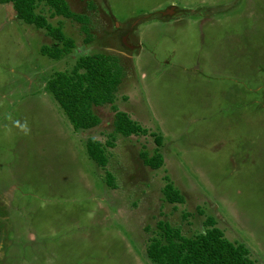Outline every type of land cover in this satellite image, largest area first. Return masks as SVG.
<instances>
[{
    "label": "rangeland",
    "instance_id": "rangeland-1",
    "mask_svg": "<svg viewBox=\"0 0 264 264\" xmlns=\"http://www.w3.org/2000/svg\"><path fill=\"white\" fill-rule=\"evenodd\" d=\"M65 1L91 40L73 18H49L74 44L56 62L39 53L51 44L44 32L0 4V264H150L158 221L193 237L206 217L264 264V0ZM169 6L178 15L164 19ZM129 25L121 39L114 28ZM95 53L119 61L115 108L146 130L114 135L103 169L84 142L109 139L110 106L92 108L98 126L74 132L44 88ZM152 134L156 170L139 157L155 148ZM167 182L181 203L164 200Z\"/></svg>",
    "mask_w": 264,
    "mask_h": 264
},
{
    "label": "trees",
    "instance_id": "trees-1",
    "mask_svg": "<svg viewBox=\"0 0 264 264\" xmlns=\"http://www.w3.org/2000/svg\"><path fill=\"white\" fill-rule=\"evenodd\" d=\"M0 4L11 6L15 20L44 32L51 40V44L42 45L39 53L51 62L59 61L69 54L74 44L72 39L65 36L62 27L53 26L48 21L49 18H73L86 33L83 42L89 43L91 40L87 22L82 23L84 17L72 12L65 0H0ZM44 9L48 16L43 14ZM123 76V68L116 57L95 53L76 58L69 71H53L44 86L74 132L81 133L98 126L100 120L92 108L110 106L113 116L109 139L101 143L93 138H87L84 142L89 160L100 169L105 168L107 164L105 150L114 147V135L127 138L131 135L146 134V130L132 121L125 112L115 108L116 91ZM152 137L155 148L151 155L147 156L141 152L139 157L146 167L156 170L161 167L163 157L157 150L160 146V137L154 135ZM104 178V184L112 187V175L105 172ZM162 194L169 204L183 201L182 196L170 182L164 184ZM202 225L204 227L202 232L193 237H185L178 228L170 227L165 221H158L155 224L157 234L148 240L145 247L146 259L150 264H256L250 258L246 246L227 240L211 217H206Z\"/></svg>",
    "mask_w": 264,
    "mask_h": 264
},
{
    "label": "flooded vegetation",
    "instance_id": "flooded-vegetation-1",
    "mask_svg": "<svg viewBox=\"0 0 264 264\" xmlns=\"http://www.w3.org/2000/svg\"><path fill=\"white\" fill-rule=\"evenodd\" d=\"M170 7H172V6H169L167 9H169ZM167 9H165V10H167ZM176 15H178V12H177V10L175 8H173V11H172L171 15L169 16V18L176 17ZM165 18H168V16H165ZM121 28H123V27H121ZM121 28L118 27V28H114V29L116 30V32L118 30H123L124 33H123V35H121L120 38L122 39L124 36L127 38L129 36V34H130V31H132L131 30V25L126 26L124 29H121ZM125 47H127L126 49H128V50H132L133 49L132 45H125Z\"/></svg>",
    "mask_w": 264,
    "mask_h": 264
},
{
    "label": "clouds",
    "instance_id": "clouds-1",
    "mask_svg": "<svg viewBox=\"0 0 264 264\" xmlns=\"http://www.w3.org/2000/svg\"><path fill=\"white\" fill-rule=\"evenodd\" d=\"M17 127H19L20 131L23 132L25 135H28L31 132L27 121H24L23 123L17 121Z\"/></svg>",
    "mask_w": 264,
    "mask_h": 264
},
{
    "label": "water",
    "instance_id": "water-1",
    "mask_svg": "<svg viewBox=\"0 0 264 264\" xmlns=\"http://www.w3.org/2000/svg\"><path fill=\"white\" fill-rule=\"evenodd\" d=\"M173 8H174V7H170L169 9H167V10H165V11H163V12H160L159 14H160L161 16H168V15H171V13H172V11H173Z\"/></svg>",
    "mask_w": 264,
    "mask_h": 264
},
{
    "label": "crops",
    "instance_id": "crops-1",
    "mask_svg": "<svg viewBox=\"0 0 264 264\" xmlns=\"http://www.w3.org/2000/svg\"><path fill=\"white\" fill-rule=\"evenodd\" d=\"M159 15V14H158ZM170 16V15H169ZM175 18V17H173ZM164 19H171V18H164ZM120 85V84H119ZM118 88V87H117ZM0 203H5V201L3 199H0Z\"/></svg>",
    "mask_w": 264,
    "mask_h": 264
}]
</instances>
